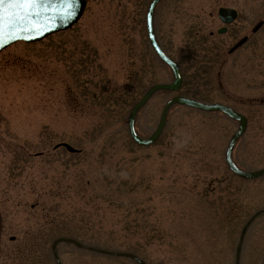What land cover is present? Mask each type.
<instances>
[{"label": "rangeland", "instance_id": "rangeland-1", "mask_svg": "<svg viewBox=\"0 0 264 264\" xmlns=\"http://www.w3.org/2000/svg\"><path fill=\"white\" fill-rule=\"evenodd\" d=\"M251 1L261 27L216 32L219 5L247 16ZM148 2L86 0L70 28L0 51V264H55L58 236L84 244L59 242L62 264H138L85 246L131 251L148 264H233L244 222L264 207V174L238 177L224 161L237 122L173 104L152 143L138 145L127 131L130 106L172 79L147 40ZM153 29L182 82L148 98L136 132H152L173 94L219 101L247 118L234 161L264 166V0H159ZM60 141L79 151L53 148ZM240 264H264V212L244 231Z\"/></svg>", "mask_w": 264, "mask_h": 264}, {"label": "water", "instance_id": "water-1", "mask_svg": "<svg viewBox=\"0 0 264 264\" xmlns=\"http://www.w3.org/2000/svg\"><path fill=\"white\" fill-rule=\"evenodd\" d=\"M156 2L157 0H151L147 8L146 22H147L149 39L151 45L153 46L157 54L170 66L174 78L170 83H155L151 85L140 97V99L131 107L127 119L130 135L135 141L139 143L147 144L153 141L158 136L162 128L165 118V113L168 107L175 102L187 104L190 106H194L206 110L220 109L226 112L227 114H229L230 116L235 117L239 120V127L237 131L231 136L225 152V159L229 168L234 172L245 177L255 176L264 172V168L250 172L244 171L239 169L232 162L230 158V149L235 138L244 128L245 118L241 114L233 111L232 109L220 103H202L192 98H188L181 95H174L170 99H168L163 105L156 128L154 129V131L151 133L150 136L146 138H142L135 133L133 128V117L137 108L145 102V100L149 97V95L153 91L161 88L176 89L181 81V75L178 66L172 59H170L167 55H165V53L160 49L151 30L152 10ZM84 4H85V0H35V2L27 3V4L21 3L14 7L5 6L3 10L0 11V17H2V19H0V47L7 44L8 42H10L15 38L34 40L40 38L41 36L47 34L50 31L62 29L70 26L79 17L84 7ZM225 11H230L231 17L233 16V10H230L229 8H225ZM228 20L230 19L228 18L225 19V21ZM219 31H221V29H219ZM244 39L245 37L238 40L229 49V51L237 47L239 44H241ZM58 145L65 146V148L68 151L71 152L76 151V149H74L65 142L57 143L55 146ZM60 240L70 241L78 246L82 245L73 238L57 237L56 239H54L51 245V250L57 264H61V263L56 253L55 244ZM95 250H99L101 252L109 253V254L128 255L134 258L135 260H137L140 264H145L140 258H138L136 255L130 252H114V251L100 250V249H95ZM238 251H239V246H237L236 249V264L238 258Z\"/></svg>", "mask_w": 264, "mask_h": 264}, {"label": "flooded vegetation", "instance_id": "flooded-vegetation-1", "mask_svg": "<svg viewBox=\"0 0 264 264\" xmlns=\"http://www.w3.org/2000/svg\"><path fill=\"white\" fill-rule=\"evenodd\" d=\"M219 7H231V8H233L235 10V16L231 20H229L227 22H225V19H226V17H229V15H230L229 13L220 12V14L219 13L217 14V19L219 20V23H220L219 27L220 26L226 27V30H225L224 33L232 30V28H234V25H236V22L240 23L239 27H241V28H243L245 30L251 24H252V27L254 26V24H255L254 23V20H255V9H254V2L253 1H251V5L248 8L247 16L240 14V12L236 9L235 4L234 5L221 4L217 8H219Z\"/></svg>", "mask_w": 264, "mask_h": 264}, {"label": "snow or ice", "instance_id": "snow-or-ice-1", "mask_svg": "<svg viewBox=\"0 0 264 264\" xmlns=\"http://www.w3.org/2000/svg\"><path fill=\"white\" fill-rule=\"evenodd\" d=\"M32 2H35V0H0V11H2L5 6L14 7L21 3L27 4ZM0 19H2V17H0Z\"/></svg>", "mask_w": 264, "mask_h": 264}]
</instances>
